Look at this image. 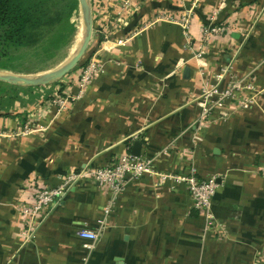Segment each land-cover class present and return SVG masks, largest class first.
<instances>
[{
  "label": "crops",
  "instance_id": "1",
  "mask_svg": "<svg viewBox=\"0 0 264 264\" xmlns=\"http://www.w3.org/2000/svg\"><path fill=\"white\" fill-rule=\"evenodd\" d=\"M192 1L90 0L89 59L101 71L82 94L60 110L51 103L77 94L80 73H69L60 84H12L0 97V264H80V228L98 233L87 264H264V0H197L186 30L156 20ZM205 25L224 31L204 38ZM225 66L221 86L249 75L256 102H227L225 117L199 124L203 82ZM24 125L32 131L8 135ZM134 140L157 173L193 167L198 179L214 178L213 226L184 184L148 174L107 213L111 191L84 177L39 217L22 216L35 192L115 162Z\"/></svg>",
  "mask_w": 264,
  "mask_h": 264
},
{
  "label": "built area",
  "instance_id": "2",
  "mask_svg": "<svg viewBox=\"0 0 264 264\" xmlns=\"http://www.w3.org/2000/svg\"><path fill=\"white\" fill-rule=\"evenodd\" d=\"M179 4H184V0H177ZM197 0H193L191 5L184 8L179 17H169L164 14L158 16L156 20H163L180 25L183 30H186L192 15V9ZM224 4V0H221ZM203 37L206 38L211 33H221L224 31L223 27L205 25L201 28ZM203 54L202 48L196 53L195 57L199 63L203 65L201 57ZM101 71L100 64L94 57L90 58L85 66L81 69L76 81L77 94L75 96H61L56 95L51 98V103L56 105L58 109L65 107L69 100L79 97L91 79ZM229 73L228 67L220 68L216 74L214 81L203 82L197 103L200 107V113L197 117V123L208 119L212 113L216 112L217 117H225L227 112L224 106L227 102L233 103L237 108L248 109L256 102V90L251 82L249 75L242 77H231L226 81L224 86H221V80ZM32 131L28 125H24L22 129L8 134L10 136L24 135ZM0 135H6L1 132ZM168 147L162 149L161 153L165 154ZM153 157L148 156H133L130 153L121 154L117 160L111 164L92 168L82 169L77 172H70L65 175L61 182L54 187L40 189L35 192L33 196V203L31 206L21 209V214L25 218L34 219L44 213L48 207L52 206L64 193L75 183L84 177H91L99 185L106 186L111 191L112 198L104 212H108L109 205H111L114 198L122 193L126 185L135 179H138L144 174L157 175L160 181L171 180L175 183L184 184L190 194L193 208L202 215L205 228H209L215 224V219L212 211V199L217 189V183L214 178L198 179L196 177L195 169L191 167L189 172L184 175L178 174H164L157 173L153 167ZM78 237L83 239L84 254L81 256L80 264H87L90 252L93 248L94 242L98 238V233L92 229L80 228L78 230Z\"/></svg>",
  "mask_w": 264,
  "mask_h": 264
},
{
  "label": "trees",
  "instance_id": "3",
  "mask_svg": "<svg viewBox=\"0 0 264 264\" xmlns=\"http://www.w3.org/2000/svg\"><path fill=\"white\" fill-rule=\"evenodd\" d=\"M77 6V0H0V70L17 72L18 67L11 64V59L13 52L22 48L51 57L62 43L64 32L74 33L69 19ZM88 51L70 73H80L89 60ZM11 86L0 81V97Z\"/></svg>",
  "mask_w": 264,
  "mask_h": 264
},
{
  "label": "water",
  "instance_id": "4",
  "mask_svg": "<svg viewBox=\"0 0 264 264\" xmlns=\"http://www.w3.org/2000/svg\"><path fill=\"white\" fill-rule=\"evenodd\" d=\"M80 14V37L76 49L59 66L38 74H19L0 70V81L13 85L41 86L67 75L83 58L92 37L93 20L90 0H77ZM186 71V70H185ZM141 142L134 140L130 154L140 156Z\"/></svg>",
  "mask_w": 264,
  "mask_h": 264
},
{
  "label": "rangeland",
  "instance_id": "5",
  "mask_svg": "<svg viewBox=\"0 0 264 264\" xmlns=\"http://www.w3.org/2000/svg\"><path fill=\"white\" fill-rule=\"evenodd\" d=\"M80 20L81 18L78 10L73 11L70 16L69 22L74 25L75 31L73 34H70L69 32H64V38L62 39V43L57 47V49L52 52L51 57L46 58L43 52H36L32 48H22L17 51H14L11 59V64L16 65L18 67V71L9 72L19 74H38L59 66L74 51L77 46L80 34ZM57 81L61 80L59 79ZM54 82H52V84Z\"/></svg>",
  "mask_w": 264,
  "mask_h": 264
},
{
  "label": "bare ground",
  "instance_id": "6",
  "mask_svg": "<svg viewBox=\"0 0 264 264\" xmlns=\"http://www.w3.org/2000/svg\"><path fill=\"white\" fill-rule=\"evenodd\" d=\"M79 37H80V34H79ZM78 41H79V39H78ZM77 44H78V43H77ZM76 47H77V46H76ZM75 49H76V48H75ZM75 49H74V50H75ZM72 53H73V52H72Z\"/></svg>",
  "mask_w": 264,
  "mask_h": 264
}]
</instances>
